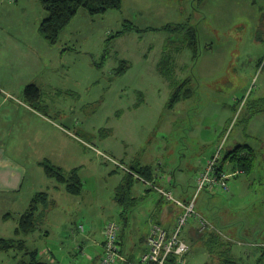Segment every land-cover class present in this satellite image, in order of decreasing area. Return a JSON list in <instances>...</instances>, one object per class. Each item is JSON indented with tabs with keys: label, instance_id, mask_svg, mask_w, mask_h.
Listing matches in <instances>:
<instances>
[{
	"label": "rangeland",
	"instance_id": "rangeland-1",
	"mask_svg": "<svg viewBox=\"0 0 264 264\" xmlns=\"http://www.w3.org/2000/svg\"><path fill=\"white\" fill-rule=\"evenodd\" d=\"M45 16L36 0H0V77L16 79L15 102L29 106L24 87L39 88L38 111L62 130L42 129L45 160L66 174L77 169L82 190L69 194L35 165L21 191L1 198L0 239L25 240L47 264H99L108 222L141 249L153 212L173 216L140 179L129 190L137 201L116 200L129 168L160 166L175 179L174 196L190 202L196 175L219 148L231 171L237 157L224 164L227 153L251 150V174L230 178L227 192L195 198V212L217 236H190V218L182 237L188 264H264V0H123L120 11L104 16L80 10L54 45L39 31ZM188 28L196 33V57ZM163 56L173 64L160 70ZM183 81L192 94L169 108ZM39 192L54 205L35 233L17 238L19 216ZM24 253L0 251V264L29 262Z\"/></svg>",
	"mask_w": 264,
	"mask_h": 264
},
{
	"label": "trees",
	"instance_id": "trees-1",
	"mask_svg": "<svg viewBox=\"0 0 264 264\" xmlns=\"http://www.w3.org/2000/svg\"><path fill=\"white\" fill-rule=\"evenodd\" d=\"M43 7L46 16L42 23L40 24L39 31L42 37L51 45H54L59 40V36L61 32L69 26L75 16L78 14L80 10H84L89 16H104L110 11H120L122 8L123 0H36ZM126 30H137L133 25H129L125 28ZM185 36L188 38V46L190 50L194 53L196 57L197 54V39L196 33L193 29L188 28L185 32ZM164 59L159 64L160 70L165 68L168 64H171L172 57L171 56H163ZM173 64V63H172ZM162 72V71H161ZM186 81H183L181 84L176 86L174 93L169 102V108H172L175 104H177L180 99H187L190 97L192 92L189 89H184L186 87ZM24 98L27 103H29L32 107L39 109L41 102V92L39 88L35 85H27L23 90ZM239 152L236 149L234 151L228 152L224 157V164L228 160V156L234 154V157H237L236 169H239L244 174H251L254 170V154L250 150L247 152V155H237ZM43 167L46 175L49 178L55 179L58 183L63 184L66 188V191L72 195H79L82 190V182L78 176L77 169L71 170L68 174H66L62 168L57 167L50 163L48 160H44L40 163ZM220 169H223V164H219ZM234 167V168H235ZM131 172H127L128 180L124 185L120 186V190L117 193V200L121 204H126L128 201H132L130 194V184L133 182V179H144L147 182H151L153 179L152 169L150 167H131L129 168ZM224 170V169H223ZM126 172V171H125ZM238 175V176H239ZM197 176V175H196ZM237 176V177H238ZM140 182H142L140 180ZM145 186H147L144 182H142ZM196 184V177H195ZM157 186L165 187L166 189L172 191L174 185H160L159 182L156 183ZM148 187V186H147ZM149 188V187H148ZM149 191L152 189L149 188ZM173 192V191H172ZM204 192V191H202ZM206 192V191H205ZM162 198L161 196H159ZM165 200V199H164ZM185 202V201H184ZM54 205V202L50 201L49 195L47 192H39L37 193L30 201L29 207L25 212H23L19 216L18 227L15 229V235L17 238L21 236H28L36 232V230L40 227L41 222L45 218L46 212L51 209ZM166 208H170L173 216L169 218L176 219L180 210L176 209L171 202L165 200ZM174 219V223H175ZM155 222H158L162 226H164L161 222L155 219ZM209 223V222H208ZM126 225V224H125ZM212 226V225H210ZM165 227V226H164ZM213 227V226H212ZM192 231H198L197 225L196 228L193 226L190 229L189 234L191 236ZM216 231V228L213 227L211 229ZM209 230L206 234L211 232L213 238L216 233H213ZM217 236V235H216ZM193 238V237H192ZM220 242V241H219ZM13 249H18L24 251V255L29 257V262L22 261L21 264H47L46 262L39 259L38 251L36 249H32L28 251L26 247V242L23 239H0V251H9ZM189 254V253H188ZM187 254V256H188ZM186 256V258H187ZM131 260H135V257L129 255ZM188 264V263H187ZM223 264H236L233 261H226Z\"/></svg>",
	"mask_w": 264,
	"mask_h": 264
},
{
	"label": "crops",
	"instance_id": "crops-1",
	"mask_svg": "<svg viewBox=\"0 0 264 264\" xmlns=\"http://www.w3.org/2000/svg\"><path fill=\"white\" fill-rule=\"evenodd\" d=\"M15 83L16 79L2 80L0 77V201L1 198L6 195H14L21 191L29 170L34 169L35 165L39 166L42 160L48 159V136H44L42 129H52L56 135L62 131L59 126L39 112L38 109L31 105H26L23 101L15 102L16 99L11 93V91L17 90L14 88ZM27 85H29V83ZM56 149L58 151L61 149L62 151L60 145L59 148L57 146ZM136 164H140L139 166L141 167H150L152 169V177L155 178L160 185L172 186L175 182L174 177L169 176V174L166 175L165 171L162 172L160 166H158V168L151 167L148 163L142 164L140 162ZM203 168L204 166L200 171ZM223 169L225 170V167H223ZM232 169L226 170L231 172ZM148 191L147 188L145 193H148ZM131 198L133 199L132 201H137L136 195L132 194ZM8 216L9 215L6 214L3 218H7ZM166 216H168V214H164L162 209L156 210L151 215L149 224L156 219L168 230H172L175 217L169 218L168 216L169 219L167 220ZM192 232L196 234L195 230H191V233ZM46 234H48L47 231ZM120 238L126 242L129 248L128 254L130 256L133 255L136 259L143 247L138 249L139 245L137 246L133 239L125 235L124 229L121 230ZM141 241H143V239L139 242L141 243Z\"/></svg>",
	"mask_w": 264,
	"mask_h": 264
},
{
	"label": "built area",
	"instance_id": "built-area-1",
	"mask_svg": "<svg viewBox=\"0 0 264 264\" xmlns=\"http://www.w3.org/2000/svg\"><path fill=\"white\" fill-rule=\"evenodd\" d=\"M222 149L207 160L203 170L196 176V194L192 201L184 202L176 198L172 191L165 187H159L154 183L144 182L159 196L180 210L175 219L172 230H168L158 222L150 223L149 232L144 242V247L136 259L129 258L128 247L121 240V226L114 221L108 222L104 228L103 255L99 264H187V254L190 246L182 237L184 228L188 225L190 218L196 221L198 231L209 230L210 224L200 214L195 212V198L202 191L209 193L227 192L229 190L228 180L237 177L242 172L237 169L231 172L221 170L219 167ZM213 228V227H212ZM83 231V226L80 227Z\"/></svg>",
	"mask_w": 264,
	"mask_h": 264
}]
</instances>
